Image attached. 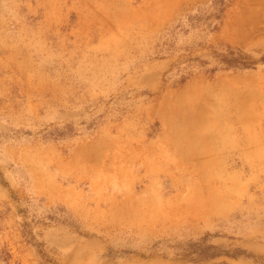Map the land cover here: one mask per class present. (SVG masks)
Segmentation results:
<instances>
[{
	"label": "rangeland",
	"instance_id": "1",
	"mask_svg": "<svg viewBox=\"0 0 264 264\" xmlns=\"http://www.w3.org/2000/svg\"><path fill=\"white\" fill-rule=\"evenodd\" d=\"M0 264H264V0H0Z\"/></svg>",
	"mask_w": 264,
	"mask_h": 264
}]
</instances>
